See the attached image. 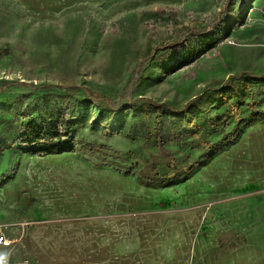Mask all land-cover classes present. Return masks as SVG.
Returning <instances> with one entry per match:
<instances>
[{"label": "rangeland", "instance_id": "obj_1", "mask_svg": "<svg viewBox=\"0 0 264 264\" xmlns=\"http://www.w3.org/2000/svg\"><path fill=\"white\" fill-rule=\"evenodd\" d=\"M242 72L264 74V0H0V228L15 241L0 264H264V81L218 92ZM62 80L116 106L198 98L158 124L190 171L167 178L155 109L119 114L108 138L80 90L38 88ZM57 110L74 151L21 142Z\"/></svg>", "mask_w": 264, "mask_h": 264}, {"label": "trees", "instance_id": "obj_2", "mask_svg": "<svg viewBox=\"0 0 264 264\" xmlns=\"http://www.w3.org/2000/svg\"><path fill=\"white\" fill-rule=\"evenodd\" d=\"M187 32H194L195 26L193 23L188 25L187 27L183 28ZM171 47V45L165 47L168 48ZM8 48V44H5L3 47V51H6ZM159 50V48L155 49ZM243 76H246L248 80H254L255 82L264 81V74L260 76L251 75L247 72H242L237 77H230L229 80H227L223 87L218 91L219 94L226 98V91L230 90L233 92H238L240 87L238 89H235L230 85V80H237L242 79ZM21 84L25 87H31L34 89H43V88H49V87H56L57 89L61 90H67L71 92H76L80 90L83 93V96L87 100V102L91 105H94L102 111L105 109L108 111L109 116L106 119H99L96 120V124L98 123L99 127L102 129V133L104 136L108 138H113L116 136L121 135V130L114 124V118L117 117L119 114H124L128 111L134 110L136 105H140L144 109H155L157 115L156 119V125L154 128V134L157 142V147L159 149V152L163 155V157L167 161V168L169 171V174H167V178H172L178 175L179 172L188 173L190 169L188 167H181L178 168L176 166L175 158L173 157L172 153L165 149L164 147V141H163V135L161 130L159 129V120L161 117V110L166 109L170 113H173L175 115H181L185 116L186 119L189 118L188 112L189 109L197 103L198 98L190 101L186 105H184L180 109H174L168 105H162L158 104L152 99L141 97L139 99H136L134 101H128L124 105L116 106L114 100L112 97H109L105 94L94 92L86 87L76 86L72 81L62 80L57 85H45L42 87H36L33 83H24V82H15L13 85ZM230 85L229 87H226L227 85ZM7 89V87H1L0 93L4 92ZM238 107L234 108V112L236 115L239 113ZM75 118V117H74ZM76 121L73 119V116H69L66 118V115L62 112V110L57 111H48L47 113V119L42 121V124L40 126L36 125V122L34 120H30L29 125L31 127V133L29 130H25L20 135L21 142L23 144H26L29 148H34L36 146L42 145L45 146L47 150H52L54 153H62V152H70L74 151V145L70 140L75 135L76 129L74 128V124ZM159 124V125H158ZM189 132L196 134V128L193 123L189 125ZM91 130H95V127H91ZM197 140L201 147H207L209 144L205 141H203L201 138L197 136ZM144 177L147 179L149 183H153L155 179L160 178L158 174V169L155 165L152 166V168L144 172Z\"/></svg>", "mask_w": 264, "mask_h": 264}, {"label": "built area", "instance_id": "obj_3", "mask_svg": "<svg viewBox=\"0 0 264 264\" xmlns=\"http://www.w3.org/2000/svg\"><path fill=\"white\" fill-rule=\"evenodd\" d=\"M15 244V241L7 237L0 228V248H11Z\"/></svg>", "mask_w": 264, "mask_h": 264}]
</instances>
